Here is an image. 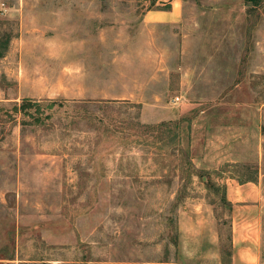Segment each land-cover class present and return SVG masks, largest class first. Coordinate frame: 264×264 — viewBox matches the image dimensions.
I'll return each instance as SVG.
<instances>
[{
  "label": "rangeland",
  "instance_id": "1",
  "mask_svg": "<svg viewBox=\"0 0 264 264\" xmlns=\"http://www.w3.org/2000/svg\"><path fill=\"white\" fill-rule=\"evenodd\" d=\"M150 3L0 0V264H230L229 186L264 210V0ZM89 98L139 106L102 134Z\"/></svg>",
  "mask_w": 264,
  "mask_h": 264
},
{
  "label": "crops",
  "instance_id": "2",
  "mask_svg": "<svg viewBox=\"0 0 264 264\" xmlns=\"http://www.w3.org/2000/svg\"><path fill=\"white\" fill-rule=\"evenodd\" d=\"M169 10L150 9L144 13L143 23L178 22L183 15L184 0H169ZM249 184V183H248ZM231 184L228 200L232 204L230 264H261L264 249V210L260 185ZM153 264H179L175 260Z\"/></svg>",
  "mask_w": 264,
  "mask_h": 264
},
{
  "label": "trees",
  "instance_id": "3",
  "mask_svg": "<svg viewBox=\"0 0 264 264\" xmlns=\"http://www.w3.org/2000/svg\"><path fill=\"white\" fill-rule=\"evenodd\" d=\"M246 1L248 3L251 2L255 4V6L256 5L258 6L259 4H261V0H246ZM171 8H172L171 1L167 3H163L159 0H151L150 7L148 8V10L150 9L169 10ZM30 102H34L35 103L34 105L40 106L37 104L38 101L25 99L23 103L20 105L19 110L20 111L26 110V112H28L29 110L28 107L32 105ZM55 105L65 106L66 102L65 101L59 102L57 100H51L50 103H48L49 107H54ZM76 105L78 107V110H77V114L74 116L75 118L78 119L79 117V120H86L87 123L91 124V127H93L94 129H98L99 131H101V128H103L105 133L114 131L111 128V125L115 123H113V121L111 120L112 119L114 120L115 117H112L110 113L114 114V112H116V116H117L119 112L122 113V110H121L122 107L139 106L137 103H135L134 105L131 104V102L128 100L113 99V98H97V99L89 98V99H84V100L76 102ZM116 107L118 109H116ZM33 120L34 122L41 121V118L39 117V115H37L36 111L33 115ZM119 122L121 125L118 124L119 125L118 127L122 128L120 130L118 129L120 133L125 132L124 130L126 128H132L138 131L137 129H140L142 127H148L147 125L141 122L139 114L132 117V119L130 116V118L121 119ZM101 132L102 134L104 133L103 131ZM249 181H253V180L249 179Z\"/></svg>",
  "mask_w": 264,
  "mask_h": 264
}]
</instances>
